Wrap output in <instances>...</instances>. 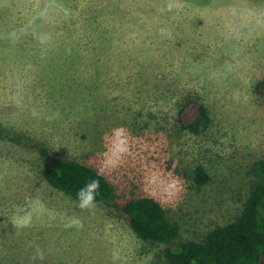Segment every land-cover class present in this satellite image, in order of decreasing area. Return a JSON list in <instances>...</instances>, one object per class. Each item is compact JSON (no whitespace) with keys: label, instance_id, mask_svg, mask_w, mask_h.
Listing matches in <instances>:
<instances>
[{"label":"rangeland","instance_id":"obj_1","mask_svg":"<svg viewBox=\"0 0 264 264\" xmlns=\"http://www.w3.org/2000/svg\"><path fill=\"white\" fill-rule=\"evenodd\" d=\"M189 98L206 115L182 126ZM259 160L264 0H0V264H165L241 214ZM50 161L96 170L112 198L52 188ZM144 196L178 224L169 244L130 229Z\"/></svg>","mask_w":264,"mask_h":264},{"label":"trees","instance_id":"obj_2","mask_svg":"<svg viewBox=\"0 0 264 264\" xmlns=\"http://www.w3.org/2000/svg\"><path fill=\"white\" fill-rule=\"evenodd\" d=\"M206 110L197 99L189 98L180 109L177 120L186 126L204 119ZM257 178L243 211L231 223L213 228L203 241H187L169 246L164 252L165 264H264V160L256 161ZM46 182L72 199L84 202L82 189L98 182L90 203H107L113 188L96 170L79 163L48 162L43 170ZM194 183L203 186L209 177L200 166L193 170ZM130 229L143 240L169 244L179 234L178 224L151 197L129 200L123 207Z\"/></svg>","mask_w":264,"mask_h":264},{"label":"clouds","instance_id":"obj_3","mask_svg":"<svg viewBox=\"0 0 264 264\" xmlns=\"http://www.w3.org/2000/svg\"><path fill=\"white\" fill-rule=\"evenodd\" d=\"M121 130H117V134L120 133ZM99 185L97 181H92L89 183L85 189L81 190V193L85 196L84 204H88L93 199V193L96 189H98ZM43 257L41 256V259Z\"/></svg>","mask_w":264,"mask_h":264}]
</instances>
